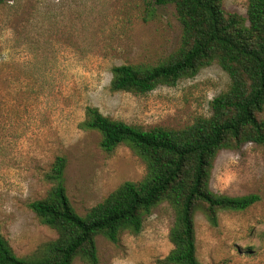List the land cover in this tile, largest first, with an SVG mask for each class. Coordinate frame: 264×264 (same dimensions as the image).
<instances>
[{"label": "rangeland", "instance_id": "1", "mask_svg": "<svg viewBox=\"0 0 264 264\" xmlns=\"http://www.w3.org/2000/svg\"><path fill=\"white\" fill-rule=\"evenodd\" d=\"M247 3L224 0V8L246 16ZM181 34L174 7L154 0H8L0 6V231L18 257L57 237L29 208L51 189L47 174L56 157L67 159V195L81 216L123 182L146 174L128 146L106 153L98 132L81 129L86 108L144 130H180L211 115V102L229 86L216 63L143 96L110 89L113 67L157 65L178 49ZM210 187L259 200L244 211L221 212L217 227L198 212V260L264 264V146L221 151ZM174 217L162 203L140 233L125 232L118 244L99 236L98 264H157L172 250Z\"/></svg>", "mask_w": 264, "mask_h": 264}, {"label": "trees", "instance_id": "2", "mask_svg": "<svg viewBox=\"0 0 264 264\" xmlns=\"http://www.w3.org/2000/svg\"><path fill=\"white\" fill-rule=\"evenodd\" d=\"M8 0H0V6ZM173 6L182 27L180 45L157 65L112 68V92L143 96L159 86H176L218 64L228 89L211 102V115L180 130H144L88 107L81 129L101 135L100 148L113 153L128 146L146 165L138 182L126 181L81 216L65 186L67 159L56 157L44 198L29 204L39 221L54 230V240L18 257L0 231V264H98L97 238L118 244L122 234L141 232L152 210L168 203L174 210L169 233L172 250L157 264H202L197 257L195 217L201 212L212 227L223 211H244L259 197L215 193L211 176L218 154L246 144L264 146V0H248L246 16L224 8V0H154Z\"/></svg>", "mask_w": 264, "mask_h": 264}]
</instances>
